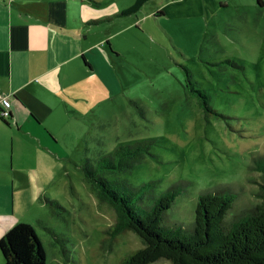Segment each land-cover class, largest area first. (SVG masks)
Wrapping results in <instances>:
<instances>
[{"label": "rangeland", "instance_id": "rangeland-1", "mask_svg": "<svg viewBox=\"0 0 264 264\" xmlns=\"http://www.w3.org/2000/svg\"><path fill=\"white\" fill-rule=\"evenodd\" d=\"M135 1L72 0L69 6L81 21H102L88 31L94 41L108 36L119 56L113 54L104 77L91 73L86 114L59 135L62 157H47L27 182L23 221L34 227L46 264H120L143 246L131 232L108 239L104 230L116 212L98 202L82 171L85 158L94 164L120 145L149 143L119 178L135 187L155 181L154 196L181 184L170 222L189 226L207 191L235 194L234 214L260 202V172L253 167L264 160V6L147 0L122 24L105 20ZM187 75L218 116L200 108Z\"/></svg>", "mask_w": 264, "mask_h": 264}, {"label": "crops", "instance_id": "crops-1", "mask_svg": "<svg viewBox=\"0 0 264 264\" xmlns=\"http://www.w3.org/2000/svg\"><path fill=\"white\" fill-rule=\"evenodd\" d=\"M70 4L0 0V99L8 96L11 103L6 123L0 119V238L25 223L30 174L44 168L47 157H62L59 135L76 129L86 114L91 73L104 77L115 53L108 36L93 40V23L75 17ZM125 17L105 20L122 24Z\"/></svg>", "mask_w": 264, "mask_h": 264}, {"label": "trees", "instance_id": "trees-1", "mask_svg": "<svg viewBox=\"0 0 264 264\" xmlns=\"http://www.w3.org/2000/svg\"><path fill=\"white\" fill-rule=\"evenodd\" d=\"M146 1L136 0L119 15L137 13ZM256 1L264 6L262 0ZM189 79L187 75V87L200 108L218 116L209 106L207 94ZM148 144L120 145L99 156L94 164L85 158L82 166L84 179L98 202L116 212L115 222L104 230L108 239L131 232L142 241L143 246L127 254L120 264H153L159 260L169 264H264V160L258 159L253 167L260 172L259 204L234 214L235 194L226 189L207 191L197 198L194 220L185 227L168 219L181 184L154 196L155 181L135 187L118 177L147 153ZM0 253L4 264H46L41 241L27 223L14 225L0 238Z\"/></svg>", "mask_w": 264, "mask_h": 264}, {"label": "built area", "instance_id": "built-area-1", "mask_svg": "<svg viewBox=\"0 0 264 264\" xmlns=\"http://www.w3.org/2000/svg\"><path fill=\"white\" fill-rule=\"evenodd\" d=\"M10 100L9 97H2L0 99V119L7 121V119L10 117Z\"/></svg>", "mask_w": 264, "mask_h": 264}]
</instances>
